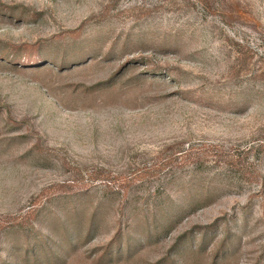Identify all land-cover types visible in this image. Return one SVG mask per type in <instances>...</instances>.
Wrapping results in <instances>:
<instances>
[{
  "label": "rangeland",
  "instance_id": "374dc122",
  "mask_svg": "<svg viewBox=\"0 0 264 264\" xmlns=\"http://www.w3.org/2000/svg\"><path fill=\"white\" fill-rule=\"evenodd\" d=\"M0 264H264V0H0Z\"/></svg>",
  "mask_w": 264,
  "mask_h": 264
}]
</instances>
